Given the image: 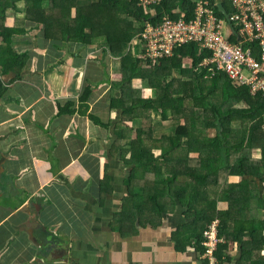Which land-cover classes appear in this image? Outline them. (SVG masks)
<instances>
[{"label": "crops", "instance_id": "crops-1", "mask_svg": "<svg viewBox=\"0 0 264 264\" xmlns=\"http://www.w3.org/2000/svg\"><path fill=\"white\" fill-rule=\"evenodd\" d=\"M53 32L59 38V32ZM23 39L17 41L26 43ZM54 42L58 43L45 46L44 40L37 41L35 58L20 79H15V72L0 76L5 90L0 97V264H203L201 246L194 235H188L191 227L173 237L199 214L194 205L193 211L187 207L186 199L182 198L183 204L176 197L193 193L192 202L200 210H225L229 202L219 191L242 178L228 175L222 162L221 173L209 175L207 164L198 160L219 152L200 144L184 165L167 164L171 175L178 172L176 180L171 175L169 180L159 178L157 168L148 172L139 168L128 184L134 166L121 160L119 150L137 132L126 128L142 129L145 135L139 139L157 158L162 148L155 139L176 133L184 125V116L163 120L155 108L144 113L141 100L156 98L153 83L142 78L123 80L120 54H113L103 42L87 47ZM138 50L143 53L141 45ZM64 55L62 61L68 56L71 60L59 64ZM196 71L204 74L205 70L197 67ZM32 80L36 83L32 101L19 93V102L6 96L7 89L26 94ZM170 80L191 81V77L173 69ZM164 83L156 80L155 87ZM86 89L92 91L83 103L80 97ZM168 89L167 104L170 94L176 93L174 86ZM193 96L191 90L185 93L181 112L191 113ZM132 105L136 111L130 110L121 123L122 108ZM92 119H98V124ZM233 125L240 127L239 122ZM196 133L206 138L216 132L180 135L193 138ZM171 153L185 155L186 151L177 148ZM241 156L257 160L261 150L245 148ZM236 157L232 153L230 162ZM196 174L209 175L204 190L194 187ZM246 178L251 182L244 216L264 221V208L256 206L264 200V182ZM195 229L197 233L199 228ZM227 246L230 260L224 264H264V228L247 245L229 240Z\"/></svg>", "mask_w": 264, "mask_h": 264}, {"label": "trees", "instance_id": "trees-1", "mask_svg": "<svg viewBox=\"0 0 264 264\" xmlns=\"http://www.w3.org/2000/svg\"><path fill=\"white\" fill-rule=\"evenodd\" d=\"M195 2L196 0H161L157 5L148 6L142 0H0V76L15 72V79L21 78L23 69L29 66L32 58L34 60L35 57L31 56L30 49L18 48L14 42L21 41L28 31L38 28L39 25V32H42L44 41L50 43L49 46L58 43L54 42L56 40L59 43H75L80 47L101 42L108 45L113 54L118 53L121 56L123 80L130 82L132 78H142L153 83L156 98L141 100L145 102L142 105L144 113L155 108L163 120L170 116L171 118L184 116V125L178 127L176 133L163 134L155 139L162 148V153L157 158L154 157L152 148L147 147L141 140L144 134L142 129L126 128L129 132L138 133H136V138L129 141L128 148L127 146L121 147L119 150L121 160L123 159L127 164L132 163L134 166L127 183L131 184L133 178H136L139 168L147 172L157 168L159 178L169 180L171 174L166 170L167 164L175 163V167L184 165L188 161L189 153L200 144L219 152L218 155L211 153L201 155L198 161L207 164L209 175L221 173L222 162L228 175L242 178L241 182L229 184L223 191H219L226 196L229 207L218 212H215V208L210 212L209 207L200 210L196 203L192 202L195 199L193 193L179 194L176 198L180 199L183 204L185 201L182 198L186 199L187 207L192 210L194 205L193 210L198 211L199 214H194L193 221L188 225L182 224L173 237L176 239L183 228L191 227L193 232L188 235H194L197 244L202 249L201 243L205 238L204 230L212 220L219 218V237H223L227 242L239 240L242 245H247L254 240L256 233L264 228V221L258 219L250 221L249 217L244 216L247 207L244 203L247 200L245 197L250 195L248 188L251 182L246 177H254L258 182H264V96L262 94L251 95L247 86L234 85V81L224 73L209 72L208 67L201 66L202 59L207 55L205 53L199 55L195 44L176 48L172 58L155 62L146 58L143 55L144 51L139 53L140 44L135 45L137 40H140L141 46L145 45V40L141 36L145 26L148 24L155 26L164 16L170 19L192 18ZM222 3L231 13L232 7L227 0H222ZM72 10L75 12L74 17L71 15ZM8 11L13 13V18H8ZM21 13L29 17L28 24L22 27L16 25V14ZM56 13H59L60 20L59 17L55 19ZM236 28L239 29V26ZM47 31H58L59 38L53 37L52 33V36L48 35ZM233 35L231 40L237 42V34L233 33ZM34 39L37 40V36ZM33 43H35L34 47H37V41ZM61 63L62 60L59 57V64ZM197 67L203 68L204 74L197 72ZM162 68L164 70H161ZM173 69H179L183 77L189 76L191 81L170 80ZM205 74L208 78H205ZM156 80H162L165 83L155 87ZM123 83L127 84L125 81ZM171 86H174L176 93L170 94L171 102L167 100L169 102L167 104L165 96H168V87ZM189 90L194 94V100L191 113L186 114L185 111H180V107H182L181 103L184 101L185 93ZM91 91V89H86L80 97V102H87ZM4 92V87L0 82V97ZM122 109L121 123L125 121V116L130 113V110L135 112L137 108L132 105ZM148 117L150 119V113ZM92 120L94 124H98V119ZM234 122H239L240 127L234 128ZM108 126L110 125L107 124L105 127ZM211 130L216 132L213 137L201 138V133H196L193 138L180 135V132L184 131ZM114 146L117 148L116 145ZM177 148H182L186 154L178 153L174 156L171 150ZM245 148L260 149L261 158L256 160L241 156V151ZM232 153L237 154V157L230 162ZM159 165L160 168L157 167ZM177 175L178 172H175L171 175V179L176 180ZM209 175L196 174L194 187L204 190L207 184L205 181L210 179ZM170 189V185H167V190ZM254 195H258V190ZM256 206L264 208V200L257 202ZM121 219L122 215L116 221L120 223ZM196 227L199 228L197 233ZM237 232L244 233V235L239 236ZM227 242L218 245L216 256L219 264L230 260V256L225 252L228 247Z\"/></svg>", "mask_w": 264, "mask_h": 264}, {"label": "built area", "instance_id": "built-area-1", "mask_svg": "<svg viewBox=\"0 0 264 264\" xmlns=\"http://www.w3.org/2000/svg\"><path fill=\"white\" fill-rule=\"evenodd\" d=\"M160 1L142 0L148 6ZM227 3L232 7L231 13L222 0H196L192 18L164 17L155 26L146 25L141 34L145 40L144 56L154 62L169 59L176 48L195 44L199 55H207L201 66L208 67L209 72L224 73L234 85L247 86L251 95L264 96V0H227ZM219 4L229 14L237 42L231 40L233 32L226 27ZM218 231L219 218H215L204 230L200 253L203 264H219L216 251L223 238Z\"/></svg>", "mask_w": 264, "mask_h": 264}, {"label": "rangeland", "instance_id": "rangeland-1", "mask_svg": "<svg viewBox=\"0 0 264 264\" xmlns=\"http://www.w3.org/2000/svg\"><path fill=\"white\" fill-rule=\"evenodd\" d=\"M219 10V9H218ZM9 12V11H8ZM7 12V16H8V18H13V13H8ZM16 16H17V22H16V25H18V26H20V27H22V26H24L25 24H28V20H29V17H26V14L25 13H21V14H16ZM165 17V16H164ZM163 17V18H164ZM225 19V21H226V27H228L230 30H232L231 29V26H230V24H229V22H228V20L226 19V18H224ZM39 30H40V25H39V27L38 28H36V29H32L31 31H28L24 36H23V38H25V39H23V41H25L26 43H20V42H14V44L16 45V46H18V47H31V48H33V50H31V52H30V54H31V56L32 57H35V51L34 50H37L36 49V47H34V44L35 43H33V41H40V40H45L44 39V36H43V34H42V32L40 31L39 32ZM51 33H52V35L54 34V32L52 31H47V34L48 35H51ZM51 35V36H52ZM35 36H37V40L36 39H34V37ZM57 36V35H56ZM27 38V39H26ZM137 42V45L139 46V44L141 45V42H140V40H137L136 41ZM42 43V42H41ZM40 43V44H41ZM39 44V45H40ZM44 45L45 46H47V45H50V43L49 42H46L45 41V43H44ZM66 57H65V55L61 58V60H64ZM71 60V57L70 56H68V58L65 60V61H62V64H65V63H68L69 61ZM25 69H27V68H24L23 69V71L25 70ZM23 71H22V73H23ZM27 71V70H26ZM25 72V71H24ZM22 73H21V77H22ZM26 77V80H30L32 77H27V76H25ZM1 78V77H0ZM30 82V81H29ZM57 82V84H59V82L58 81H56ZM31 83V82H30ZM35 84L36 83H33V80H32V83H31V85L28 87L29 88V90L26 92V94H23L22 92H20L19 90H17L16 91V93H14V91H13V89H7L6 90V96L8 95V97H15V100L16 101H20L19 100V98H18V96H19V94H21V95H23V97H25L26 99H29V100H33L34 98H35ZM37 84H38V82H37ZM17 93H19V94H17ZM28 93V94H27Z\"/></svg>", "mask_w": 264, "mask_h": 264}, {"label": "water", "instance_id": "water-1", "mask_svg": "<svg viewBox=\"0 0 264 264\" xmlns=\"http://www.w3.org/2000/svg\"><path fill=\"white\" fill-rule=\"evenodd\" d=\"M218 9L219 11L225 16V18L228 20L230 26H231V29H232V32L234 34H236V30L234 29V27L232 26L230 20H229V14L226 12V9L224 8V6L222 4H219L218 5Z\"/></svg>", "mask_w": 264, "mask_h": 264}]
</instances>
